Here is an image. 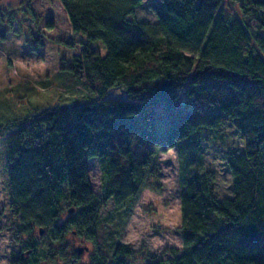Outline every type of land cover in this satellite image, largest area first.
I'll list each match as a JSON object with an SVG mask.
<instances>
[{"label":"trees","instance_id":"obj_1","mask_svg":"<svg viewBox=\"0 0 264 264\" xmlns=\"http://www.w3.org/2000/svg\"><path fill=\"white\" fill-rule=\"evenodd\" d=\"M154 1L156 22L145 26L135 18L143 0H59L79 36L71 70L86 94L0 123L8 196L19 235L29 236L24 262L38 259L35 227L49 235L47 253L70 255L69 264L152 258L116 231L99 247L100 209L111 198L110 215L123 221L144 188L158 190L165 146L178 157L181 246L148 264H264V0ZM112 89L125 98L107 97ZM223 125L239 134V149L217 135ZM205 138L223 160L228 197L217 198L215 173L203 166ZM90 158L100 195L89 186ZM68 236L93 244L88 261L67 250Z\"/></svg>","mask_w":264,"mask_h":264},{"label":"rangeland","instance_id":"obj_2","mask_svg":"<svg viewBox=\"0 0 264 264\" xmlns=\"http://www.w3.org/2000/svg\"><path fill=\"white\" fill-rule=\"evenodd\" d=\"M151 3L155 1L143 0L135 10L136 20L145 26L156 22ZM29 9L36 13L35 18L31 17ZM0 12V123L10 125L33 111L72 105L82 100L86 94L82 79L71 70L72 57L80 51L79 36L72 33L59 0H0ZM111 96L125 98L120 89L110 90L107 97ZM220 134H223L227 147L239 149L242 146L239 134L229 125H223L217 133ZM5 139L6 136H0V264H16L19 259L21 264H69L70 255L60 259L47 253L49 235L43 231L38 235V227L32 231L34 236L31 238L38 239L37 262H24L31 254L21 247L20 241L29 236L19 235L18 219L8 196ZM158 158L160 188H144L127 219L124 218L125 222L110 215V211L114 214L111 198L100 209L99 247H108V232L111 230L120 233V242L135 251L141 250L140 256L147 252L152 257L132 264L166 260L168 253L164 250L181 246L178 157L173 148L162 146ZM202 161L205 168L215 173L217 198L228 197V173L216 146L206 138ZM87 173L89 186L100 195L101 170L96 158L87 160ZM67 217L68 214H62L60 221ZM65 243L69 252L78 255L79 262L89 260L93 251L91 242L68 236ZM78 248H81L80 252Z\"/></svg>","mask_w":264,"mask_h":264},{"label":"water","instance_id":"obj_3","mask_svg":"<svg viewBox=\"0 0 264 264\" xmlns=\"http://www.w3.org/2000/svg\"><path fill=\"white\" fill-rule=\"evenodd\" d=\"M68 211H70V212H71V211H73V209H69ZM39 231H40V232H42V230H41V229H40ZM85 249H87V247H85ZM78 251L80 252V251H81V248H78Z\"/></svg>","mask_w":264,"mask_h":264}]
</instances>
